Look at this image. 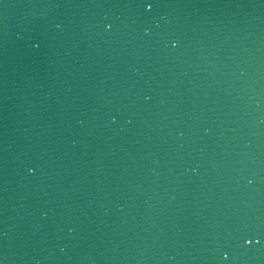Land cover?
Wrapping results in <instances>:
<instances>
[{
	"label": "water",
	"instance_id": "95a60500",
	"mask_svg": "<svg viewBox=\"0 0 264 264\" xmlns=\"http://www.w3.org/2000/svg\"><path fill=\"white\" fill-rule=\"evenodd\" d=\"M0 0V264H264L262 0Z\"/></svg>",
	"mask_w": 264,
	"mask_h": 264
},
{
	"label": "snow or ice",
	"instance_id": "6c2138e0",
	"mask_svg": "<svg viewBox=\"0 0 264 264\" xmlns=\"http://www.w3.org/2000/svg\"><path fill=\"white\" fill-rule=\"evenodd\" d=\"M262 3H264V0H262ZM137 4L140 5L141 7L150 10L154 8L158 3H156L155 0H138Z\"/></svg>",
	"mask_w": 264,
	"mask_h": 264
}]
</instances>
